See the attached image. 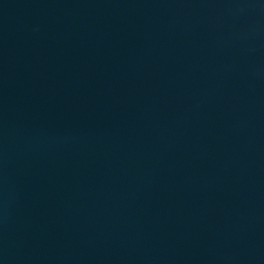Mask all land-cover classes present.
Instances as JSON below:
<instances>
[{
	"label": "water",
	"instance_id": "obj_1",
	"mask_svg": "<svg viewBox=\"0 0 264 264\" xmlns=\"http://www.w3.org/2000/svg\"><path fill=\"white\" fill-rule=\"evenodd\" d=\"M0 264H264V0H0Z\"/></svg>",
	"mask_w": 264,
	"mask_h": 264
}]
</instances>
